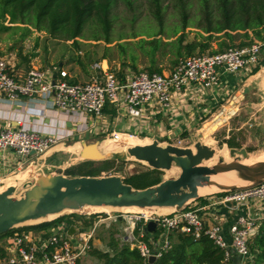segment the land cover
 <instances>
[{
    "label": "built area",
    "instance_id": "1",
    "mask_svg": "<svg viewBox=\"0 0 264 264\" xmlns=\"http://www.w3.org/2000/svg\"><path fill=\"white\" fill-rule=\"evenodd\" d=\"M263 60L264 37L250 45L180 58L170 71L161 73L124 71L118 77L108 61L105 68L102 60L93 65L89 81L70 83L67 79L72 76L62 67L55 71L32 62L28 69H20L15 58L0 56V108L17 112L19 107L23 110L21 116L31 110V114L38 113L42 118L50 109L61 113L72 125L67 136L37 130L27 125L23 118L16 120L15 127L0 125V159L10 162L13 156L28 160V167L33 166L50 149L59 144L65 145L64 139L85 134L94 126L106 124L105 111L108 108L114 111L116 121L128 117L136 122L149 120L158 114V109L163 114L170 111L174 113L181 98L194 101L197 93L206 94L219 89L222 76L251 74L261 67ZM28 103L33 104V107L27 106ZM108 131L106 129L103 134ZM109 134L108 137L114 142H119L124 134L140 137L139 134H123L116 129ZM23 166L19 160L18 167ZM40 171L41 168L37 167L36 176L26 182L37 179ZM251 199L264 200V183L226 192L216 205L228 202L247 204ZM202 210L190 202L170 214L122 212L111 218L127 223L126 241L131 249L139 252L143 264H150L151 257L158 260L171 250L178 233L189 235L194 240L209 238L223 251L225 264L234 256L242 260L250 257L254 259L249 241L260 226L250 210L233 219L229 240L224 234L223 225L208 224L201 214ZM70 220L74 223L64 221L36 229L30 227L40 224L20 225L12 229L14 231L8 238V246L4 249L5 255L0 257V264H79L91 249V242L104 219L97 216L88 224L84 220ZM149 222L156 223L154 233L146 231ZM71 226L76 230L73 238L68 234Z\"/></svg>",
    "mask_w": 264,
    "mask_h": 264
},
{
    "label": "rangeland",
    "instance_id": "2",
    "mask_svg": "<svg viewBox=\"0 0 264 264\" xmlns=\"http://www.w3.org/2000/svg\"><path fill=\"white\" fill-rule=\"evenodd\" d=\"M210 3L211 11L215 18H218L217 0H210ZM158 7L161 9V22L156 15ZM205 18L206 12L201 0H114L108 16L109 29L106 30L103 21L94 12L76 43L67 41L65 35L53 36L46 31L36 30L34 26L11 24L10 17H7L3 24L11 29H3L0 18V56L15 58L20 69H28L33 59L43 64L44 69L55 71L59 70L63 64L72 76L67 79L70 83L79 81L77 78H73L77 74L78 68L92 71L93 65L102 60L108 61L109 66L118 77H121L124 71L126 73L168 72L179 58L188 57L186 48L182 49L181 56L177 55L178 39L181 36H184L183 46L187 44L208 45L204 51L197 47L193 54L219 50L220 44H224L223 50H225L242 42V39L238 37L232 45L221 37L223 34L216 33L214 39H208L209 34L204 31L207 26ZM157 43H159V49L151 54V48ZM263 68L261 66L256 75L246 74L241 81L235 83L236 87L231 90V94L221 102V105L223 104L226 109L219 113L224 108L220 106L217 117H210L207 119L209 121L200 122L191 131H185L177 136L172 135L168 138L169 140L164 139L165 137L159 138L157 135L161 145L171 144L195 150V144L201 142L215 151L214 158L207 162L208 165H214L220 158L231 162L232 158L229 153L231 148L225 142L232 140L238 144L236 149L247 150L250 163L254 162V157L258 160L262 159L264 157V84L257 75L263 71ZM225 111H228L229 114L226 118H222L221 115ZM107 113H110V109H107ZM164 114L158 109V114L152 116V121L165 117ZM205 124L207 125L205 126ZM156 132L158 133V131ZM107 134L109 132L103 135L87 132L76 135L73 140L66 139L67 146L59 144L41 156L33 166L26 165L21 170V172H25L21 174L18 172L19 177L15 181L19 182V187L22 186L24 182L36 176L37 167L46 173L66 177H74L73 174L92 173L98 174L97 177L101 178L116 176L125 180L132 175L150 173L152 169L146 162H139L128 154L129 148L122 147L121 153H117V149H115L117 145H112L114 141L107 137ZM140 138L147 137L140 135ZM153 138L154 133L148 137L149 140L151 139L150 141H154ZM132 139H136L134 146L141 142V139ZM132 139H124L121 144L132 141ZM79 140H85L88 143L99 142L100 146L107 142L109 143L107 147H110L108 150H113V154L105 160L85 161V158L80 156L81 143ZM180 172V169L174 167L170 171H161L158 175H147L149 180L146 185L155 183L158 179L177 178ZM10 181H13V178L6 183L9 184ZM0 186H5L4 182ZM7 188H0V193ZM217 193L221 192L203 196L211 197ZM14 196L20 198L21 192L18 191ZM85 212H72L64 215L73 220H79L78 217L72 215L73 213L82 217L94 216L96 219L97 216H101L102 219H106L110 215L114 216L125 211ZM42 223L46 222L38 224ZM110 225H102L97 236L91 242V249L87 251V255L81 259L79 264H102L101 261L90 255V251L93 248L112 251L110 246L112 238L120 246L128 244L126 241L127 231H125L127 223ZM156 235L158 236V234ZM9 237L10 235L4 239ZM256 239L257 236H254L249 241L252 257L255 256L253 251L257 250L255 249L257 247ZM251 260V257L247 258L246 264H250Z\"/></svg>",
    "mask_w": 264,
    "mask_h": 264
},
{
    "label": "water",
    "instance_id": "3",
    "mask_svg": "<svg viewBox=\"0 0 264 264\" xmlns=\"http://www.w3.org/2000/svg\"><path fill=\"white\" fill-rule=\"evenodd\" d=\"M56 77L55 74L54 78ZM98 144L100 143L83 141L80 156L85 161L107 159L110 155H102L96 150ZM229 153L236 160L226 162L220 158L214 165H208L207 162L214 158L215 151L201 142L195 144V150L171 144L162 146L157 140L130 148L128 154L139 162H146L152 170L170 171L177 167L181 171L177 178L163 180L145 189H135L116 176L66 177L41 170L37 179L20 187L9 186L0 193V236L27 222L65 211H81L86 207L183 208L192 201L205 198L199 194V189H208L217 184L211 179L213 176L230 171H236L244 179L254 183L245 187H232L226 192L264 183V162L253 165L243 163L241 158H248L246 149L231 148ZM18 191L21 192L20 198L14 196ZM146 231L154 233L156 223L149 222ZM75 232L74 226L68 230L72 238ZM156 260L153 256L149 263L154 264Z\"/></svg>",
    "mask_w": 264,
    "mask_h": 264
},
{
    "label": "trees",
    "instance_id": "4",
    "mask_svg": "<svg viewBox=\"0 0 264 264\" xmlns=\"http://www.w3.org/2000/svg\"><path fill=\"white\" fill-rule=\"evenodd\" d=\"M203 9L206 12L207 26L205 33L209 34L208 39H214V34H223L221 37L229 41L232 45L240 37L242 42L237 46L253 44L256 40L264 37V0H217L219 16L215 18L211 11L210 0H201ZM114 0H0V18L3 29H11L4 26L3 22L10 17L11 24H24L34 26L38 31H46L53 36L65 35L67 41L77 42L87 24L89 18L96 12L100 20L103 21L106 30L109 29L108 16ZM158 20L161 22V9L156 10ZM29 31V28H27ZM62 39V38H61ZM177 55H182V49H187L188 56L192 55L197 47L202 51L208 47L207 44H187L183 46L184 36L178 39ZM224 44H220V49L213 53L221 52ZM234 46V47H237ZM159 49V43L154 45L151 54ZM228 49V48H227ZM226 50V49H225ZM183 58V57H181ZM180 59V58H179ZM178 59V60H179ZM177 60V61H178ZM176 61V63H177ZM264 67V60L262 61ZM261 67L256 68L251 75H256ZM156 71V70H151ZM161 72V71H160ZM230 148L238 147L232 140L225 142ZM95 163V162H91ZM103 172V171H101ZM161 171L151 170L150 173L136 174L125 179L126 184L135 189H145L157 185L163 180L158 179L155 183L147 184V175H158ZM72 176L97 177L98 174H73ZM144 186V187H142ZM226 192L220 195H225ZM203 199V198H199ZM79 220L89 223L88 216H78ZM69 216L59 217L51 222L42 223L30 228L36 229L46 227L59 222H72ZM92 216L90 222H93ZM14 230L3 234L0 238L11 235ZM260 236H257V247L254 253V264H264V223L260 227ZM146 236H149L147 234ZM110 246L112 251H102L93 248L90 255L97 258L102 264H143L142 258L136 249H131L129 244H120L112 238ZM5 255L4 249L0 250V257ZM154 264H225L224 253L217 248L209 238L194 240L193 237L184 234H176L174 246L171 250L163 254Z\"/></svg>",
    "mask_w": 264,
    "mask_h": 264
},
{
    "label": "crops",
    "instance_id": "5",
    "mask_svg": "<svg viewBox=\"0 0 264 264\" xmlns=\"http://www.w3.org/2000/svg\"><path fill=\"white\" fill-rule=\"evenodd\" d=\"M103 61H107V60H103ZM32 62L38 66L45 68L43 64H40L37 61H31V63ZM61 67L64 68V65L61 64ZM77 71H78L77 74L73 76V78H77L79 80L76 83L78 82L85 83L89 81L90 76L92 74L91 70L78 68ZM242 77L243 76L240 75L222 76V81L219 89L209 91L206 94L197 93V98L194 101H189L181 98L179 100L180 103L177 102V108H178L177 111H175L174 113H172L171 111L170 113H165L164 114L166 115L165 117L158 118L157 120L154 121H152L151 118L149 120H142L141 122L140 121L136 122L134 120H131L129 117L116 121L114 115H112L114 114V111L110 109V113H107L106 110L105 111L106 124L103 123L101 127L100 125L94 126L90 131V133L96 135L98 134L103 135L106 129L109 130L108 132L116 129L117 131L123 134L126 132L139 134L142 135V137H147L146 139H148V137L152 136V134L154 133L153 140H157L159 143L160 141L157 135L159 136V138L165 137L164 139L169 140L168 138L172 137V135L177 136L185 131H191L200 122L202 123L204 120H207L210 117L212 118L214 116L217 117L220 112L222 113L226 109V107L223 104L221 105V102L224 101L225 97L231 94L232 92L231 90L236 87L235 83L241 81ZM26 105L33 107V104L30 103ZM220 106L224 108L218 113L217 111L220 109ZM37 109L41 110L39 106H37ZM22 111L23 110L19 107L17 108V112L9 111L8 108L5 109L0 108V125L15 127L17 126L16 120L18 118L20 119L23 118L24 122L27 125L32 126L35 129L45 133H51L55 135L57 134L59 136H67L69 130L72 129V125L68 126L70 122H68L61 113H57L54 110H50V109L47 110L45 118H42L38 113L31 114V110L26 111L25 116H21L23 115L21 114ZM227 114H229V112L225 111L224 114L221 115V117L226 118ZM206 125L207 124H205V126ZM156 131H158V133ZM108 135L110 134H107L106 136L108 137ZM73 138L74 137L67 139L73 140ZM65 140L66 139H64V142ZM83 141L85 140H79L80 143H82ZM135 142L136 139H132V141H130L132 145H134ZM165 142L168 144L167 141ZM108 144L109 143L105 142L103 145H101L102 152L104 151V146L108 149L110 148L107 147L109 146ZM113 144L114 142L112 143V145ZM122 145L124 144H121V146ZM64 146H67L66 143ZM119 148L121 149V147ZM81 150H82V146H81ZM19 160L21 161V164L22 163L24 164L22 168L18 167ZM28 164H29L28 160H24V159L21 160L18 158H14L13 156L10 162L0 159V183L2 184L4 182L5 185V186H0V188L9 187L11 183L15 181L17 177H19L18 172H20V174L22 172H25V171L21 172V170L24 169V167ZM16 174L18 175L13 177ZM12 178L13 181H10L9 184H7L6 182L8 180H11ZM221 193H217L211 197H205L203 199L200 200L198 199L191 202L193 205H197L199 208L203 209L201 211V214L205 216L208 224L210 225L222 224L224 229V234L228 239L230 235L229 228L231 223L233 222V219L237 218L240 215L245 214L247 210H250L252 216L255 217L257 221H259L258 223L259 226L261 227V225L264 223V200L258 201L251 199L247 202V204H237L234 202H228L226 204L219 203V205H216V203L220 202V200L225 196V195H220ZM111 217L113 216L110 215L99 224L95 236H97L99 229L102 227L103 224L110 225L113 223H119V224L126 223L123 220H115ZM91 218L92 217H87L89 223H92L90 222ZM260 227L258 228L257 234L255 236L258 235L260 236L259 234ZM0 240H1L0 250L5 249L8 246V239L0 238ZM246 262L247 260H242L239 259V257L234 256L227 264H246ZM251 262L252 263L250 264H254V259Z\"/></svg>",
    "mask_w": 264,
    "mask_h": 264
},
{
    "label": "bare ground",
    "instance_id": "6",
    "mask_svg": "<svg viewBox=\"0 0 264 264\" xmlns=\"http://www.w3.org/2000/svg\"><path fill=\"white\" fill-rule=\"evenodd\" d=\"M103 65H104L105 68L107 67V63L106 62H103ZM257 76L260 78V80H262V82L264 84V68H263V71L261 73H259ZM127 138L128 139H132V138L141 139V142H140L139 145H147V144L151 143V141L149 139L135 137V136L131 137V136H127V135L124 134V135L121 136V140L119 142H116V143L114 142V144H113V145H117L115 147V149H117V151H116L117 153H121V149L119 147L122 148L124 146L125 148H129V149L133 148L134 145H132L130 143V141H128L126 143H123L124 145L121 146V141H123L124 139H127ZM96 150L101 152L102 155H112L113 154V150H108V148H106L105 146H104V151L103 152H105L106 150H108V151L106 153H103L100 144L97 145V149ZM231 158H232L231 162L236 160V158H233V157H231ZM254 158H253V160H254L253 163H250V158H247V159L241 158V160L243 161V163H245L247 165H253L255 163L264 162V157L262 159H260V160H258L257 158L256 159H254ZM177 169H179V168H177ZM211 179L214 182H216L217 184L208 187V189L200 188L199 189V194L200 195L212 194V193H215V192H222V191H226V190H228V189H230L232 187H242V186L251 185V184L254 183L253 181H249V180L244 179L236 171H230V172H227V173L216 175V176H213ZM10 186H18L19 187V182L18 181H13ZM114 210H120V211H125V212L144 213V214H153V213H155V214L163 215V214H170V213L174 212L175 208L139 209V208H111V207L93 208V207H86V208L82 209L81 211H76V212L88 211V212H106V213H108V212H111V211H114ZM72 212H75V211H65L62 214L51 215V216H48L46 218H42V219H39V220L27 222L25 225H33V224H38V223H41V222L52 221V220H55V219L61 217L64 214L72 213Z\"/></svg>",
    "mask_w": 264,
    "mask_h": 264
}]
</instances>
